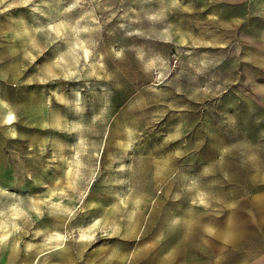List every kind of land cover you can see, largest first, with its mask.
Masks as SVG:
<instances>
[{"label":"rangeland","instance_id":"374dc122","mask_svg":"<svg viewBox=\"0 0 264 264\" xmlns=\"http://www.w3.org/2000/svg\"><path fill=\"white\" fill-rule=\"evenodd\" d=\"M234 1L0 0V264H217L228 220L219 262L257 259L264 0Z\"/></svg>","mask_w":264,"mask_h":264},{"label":"crops","instance_id":"0c3cea01","mask_svg":"<svg viewBox=\"0 0 264 264\" xmlns=\"http://www.w3.org/2000/svg\"><path fill=\"white\" fill-rule=\"evenodd\" d=\"M240 1V0H239ZM233 2H235L233 0ZM264 36V35H263ZM231 217V216H230ZM229 219V218H228ZM227 219V220H228ZM232 220V219H231ZM229 220L227 221V225L221 227V229L225 230L223 233V239L227 240L230 245L227 250L223 251L221 255H218L219 251H216L217 254V264H264V246L262 247L261 251L257 253V259L255 260L249 255L248 251V262L245 263H234L231 262V258H226V262H219L222 261V257L225 255L228 256L233 252L236 253L238 250L239 252L242 251V248L245 247V244L250 243L252 239L247 238L249 234L248 230V222L240 223L238 225H228ZM263 223L259 222L260 225L257 226L256 234H251L249 236L260 237L261 234H264V219L262 220ZM233 224H237L236 222H232ZM254 259V260H253ZM228 260V262H227Z\"/></svg>","mask_w":264,"mask_h":264},{"label":"bare ground","instance_id":"6f19581e","mask_svg":"<svg viewBox=\"0 0 264 264\" xmlns=\"http://www.w3.org/2000/svg\"><path fill=\"white\" fill-rule=\"evenodd\" d=\"M9 120H11V119H9Z\"/></svg>","mask_w":264,"mask_h":264}]
</instances>
